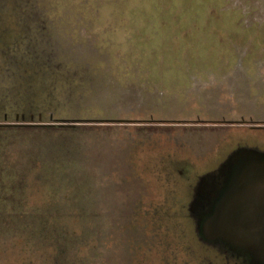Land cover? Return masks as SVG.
<instances>
[{
	"label": "rangeland",
	"instance_id": "1",
	"mask_svg": "<svg viewBox=\"0 0 264 264\" xmlns=\"http://www.w3.org/2000/svg\"><path fill=\"white\" fill-rule=\"evenodd\" d=\"M227 7L231 25L159 24L152 43L154 16L107 0H0V126L68 129L83 169L61 157L55 177L88 188L60 204L34 178L23 218L0 214V264H235L195 231L221 164L264 151V0Z\"/></svg>",
	"mask_w": 264,
	"mask_h": 264
},
{
	"label": "trees",
	"instance_id": "2",
	"mask_svg": "<svg viewBox=\"0 0 264 264\" xmlns=\"http://www.w3.org/2000/svg\"><path fill=\"white\" fill-rule=\"evenodd\" d=\"M107 1L111 7L115 8L116 12L145 11L149 13V16H154L152 17V19H154L152 22H145L146 25L149 24V27L147 26L149 31L152 30V43H158L159 41L157 36L153 35L157 34L155 31H157L156 28L159 24H166L167 28L163 30L168 31H175L180 25L184 24L192 27L201 24L205 27L204 24L208 19H211L212 14H219L218 17H222L225 21L224 25L227 26L231 25L229 22V13L240 11L237 8H228L227 5L229 0ZM208 23H210V21ZM204 38L207 43L212 41L211 36L205 35ZM165 45H167V43L164 45L161 43L156 46H161L162 48L165 47ZM84 110L88 109L84 108L83 111ZM78 118L80 120H85L92 118V115H82ZM67 132L68 129L66 130V128L60 127L0 126V214L8 217L15 215L23 218L26 212L23 211V206H21V204L24 202L23 198H25V200L28 199L29 187L34 178L38 179L39 186L42 187V198H46L49 193L54 190L55 193L58 194L60 204L61 196L65 192H68V196L77 195L78 192V198H86L88 195L85 193L88 191L86 187L77 191H70L67 190L68 188H64L65 183L75 179L68 171L60 173V177H55V168H61L65 163V159L61 157L68 159V157L75 156L74 161H77L81 170L83 169L81 159H77V149L75 146L74 149L71 148L70 141L65 139ZM60 158L62 160H60ZM20 172H22L21 175H19ZM49 180L50 183L47 182ZM51 180L53 182H51ZM55 181H58V184H56ZM20 192L22 196L16 197L21 194ZM79 192L83 193L79 194ZM40 212L45 214L48 218L52 211L50 209H42ZM32 221L38 222V226L35 228L36 230L45 227L46 230L51 232L50 235L60 232V229L63 230L57 223L52 225L51 228L48 224H43V222L46 221L44 218H37V220L33 218ZM17 226H25V228L30 230L34 229L32 225L20 224Z\"/></svg>",
	"mask_w": 264,
	"mask_h": 264
},
{
	"label": "water",
	"instance_id": "3",
	"mask_svg": "<svg viewBox=\"0 0 264 264\" xmlns=\"http://www.w3.org/2000/svg\"><path fill=\"white\" fill-rule=\"evenodd\" d=\"M218 170L225 184L210 197L213 207L198 223L199 235L244 249L254 264H264V151L239 148Z\"/></svg>",
	"mask_w": 264,
	"mask_h": 264
},
{
	"label": "flooded vegetation",
	"instance_id": "4",
	"mask_svg": "<svg viewBox=\"0 0 264 264\" xmlns=\"http://www.w3.org/2000/svg\"><path fill=\"white\" fill-rule=\"evenodd\" d=\"M217 176H219V178H220L218 181V188H216V191L219 193L221 191V189L224 187L225 177L222 175H217ZM209 190L211 191V192H209L210 197H212V195H216L215 189L212 186L209 187ZM210 197H208L207 202H204L201 204L200 212L197 215V217H198V221L196 222L197 225L199 222H201L203 220L201 218H203L204 215L206 216L209 214V212L211 213L213 203H212V198H210ZM197 225L195 226L196 231H197ZM200 237H202V236L200 235ZM202 239L205 243H208V244H218V245L221 244L222 247L225 248V252L229 253V255H227V257L234 259L236 261L235 264H242L243 262L246 264H253L250 253H248L244 249H238V248H236L230 244H227L226 242L222 241L221 239L208 240V239H205L204 237H202ZM238 258L242 259V261L237 262L236 259H238Z\"/></svg>",
	"mask_w": 264,
	"mask_h": 264
}]
</instances>
